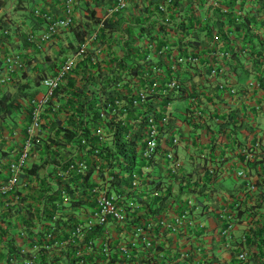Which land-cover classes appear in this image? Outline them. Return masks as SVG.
I'll return each instance as SVG.
<instances>
[{"label":"built area","instance_id":"built-area-1","mask_svg":"<svg viewBox=\"0 0 264 264\" xmlns=\"http://www.w3.org/2000/svg\"><path fill=\"white\" fill-rule=\"evenodd\" d=\"M75 2L76 0H64L62 18L51 17L43 12L42 16L47 20L45 30L38 35L26 33L25 40L29 43L40 42L69 27ZM126 4L127 0H114L107 11H120ZM6 32L4 30L3 34L7 35ZM95 37L96 33L85 37L78 50L85 52L87 44ZM7 44L9 42L0 40V85L9 81L14 73L22 71L26 66L27 59L24 55L20 51L8 49ZM219 54L222 56V53ZM178 61L197 63L199 59L186 55L172 61L167 88L178 89L181 85L175 73ZM71 65L72 62L68 58L62 60L53 73L41 79L43 90L29 97L31 120L23 144L18 155L8 162L6 179L0 184V194L3 196H0V221L3 220L5 225L2 228L4 232L0 233V264H199L197 256L208 252L210 244L207 222L209 206L204 197L197 196L194 191L202 185L203 180L196 182L197 176L193 177L190 172L179 170L180 162L175 147L181 141L179 127L177 124L169 126L167 114L158 120L153 114L127 117L129 105L140 109L148 103V88L137 89L129 105L120 98L104 99L99 106V121L120 122L123 126H129L125 133L126 139L141 131L143 148L140 153L142 157L150 159V164H143L139 167L140 171H133L129 183L119 182L113 173L92 178L93 183L85 189L89 192V202L84 203L80 209L68 208L63 211L58 223L57 213L48 220L42 218L44 201H40V210L37 213L40 219H33L32 237L26 228L28 221L7 226L13 222L14 216L21 211L22 206L29 202L26 198L22 199V191L33 180L29 177L20 179V176L29 167L30 153L39 131L42 130V113L51 104L55 88L65 81ZM217 68H212L211 73H215ZM152 71H159L158 66L153 64ZM144 74L148 76L149 72L145 71ZM232 91H235L233 87ZM194 109L198 112L195 107ZM94 131L97 139L93 147L83 131L80 130L77 137L86 149L92 147L94 153H99L105 144L106 133L101 125L94 128ZM160 142L168 144L163 148ZM242 151H245L247 160L251 155L250 148L245 146ZM157 162L163 169L176 173V193L182 199L181 205L172 202L170 206L162 207L157 201V197L165 191L162 184L157 186ZM92 163L89 164L83 158L70 160L58 168L56 173L61 179L69 180L67 178L74 174L85 173L90 166L97 171L99 164ZM205 166L209 168L208 165H201L200 175H203ZM209 169L213 172V168ZM121 173L125 174L124 166ZM237 174L247 179L243 170L237 171ZM245 184L248 190L256 189L254 180H247ZM53 200L57 204L68 205L70 196L61 189V194L54 196ZM31 212V209L25 212V218H28ZM72 215L75 216L74 219L69 217ZM224 215L225 209H221L217 216V242H221L220 237H229L232 233L233 225L230 219L224 218V224L222 223ZM244 254L241 252L239 256L243 257Z\"/></svg>","mask_w":264,"mask_h":264},{"label":"trees","instance_id":"trees-1","mask_svg":"<svg viewBox=\"0 0 264 264\" xmlns=\"http://www.w3.org/2000/svg\"><path fill=\"white\" fill-rule=\"evenodd\" d=\"M156 2L157 14H160L161 17L156 27L153 26L152 22L147 21V19H142L138 16H135V20H129V24L135 26L139 32H145L146 35H149V39L147 40L149 46H153L154 44L153 37L155 36L153 34V31L155 30V28L157 34L160 35H163L162 31L165 30H170L171 32L179 31V34L175 38V41L170 40L165 41L162 44L160 43V47L157 48V55L160 57H164V59L157 60V62H145L146 64L142 68L143 75H145V71H148L149 73L152 72V65L155 64L159 68V71H157V73L166 72V78L170 79L171 62L177 60L179 57L182 58L186 55H193L197 57V59H199V56L202 53L198 50H202L201 48L205 44H211L210 42L212 39L213 31H216V36H214V39H218V42L221 43V46L220 48H218L216 45L217 42L212 43L211 49H213L212 51H216L214 52L215 54L222 53L223 59L221 61V64L218 65V68L216 66L217 69H215V73L211 75L209 74V72H211L209 68L204 72L202 71L203 67L199 62L193 63L189 61H178L176 64L175 73L179 78V82H181V85L178 89L167 88L165 91L160 90L159 93H157V95H159L163 99L162 107L157 111L153 107L148 106V103L143 106V108L135 109V107L129 104H131L132 98L135 97V92L137 89L135 90V87L133 86L132 88L126 90L122 89L123 84H121L120 86L116 85L122 79H126L125 74H130L132 77H135L140 71L138 66L139 64L133 62L127 63L129 57L126 54L115 59V70L109 75H106L107 73L91 76L84 74L81 76V78L83 79L79 84L77 78H68V74L64 82H66L65 84L69 83L72 85V98L73 100L77 99L74 104H71L70 112L73 113L72 116L74 117V119H79L77 124L78 127H76V129H74V127L70 128L64 126L61 122H59L58 135L54 134L51 138V141L58 144L59 146L63 145L68 149L71 146L75 145L76 150L81 154L78 157L73 155L66 157L63 160L62 164L57 168L63 167L64 164L69 162L70 160L80 158L86 159L89 164L91 162H93L92 164H99V167L96 171L93 166H90L86 169L85 173L74 174L71 177L67 178L69 180H63L57 173H55V183L53 184V186L48 185V187H44V191L41 193L35 194V192H32L31 194H23L22 199L26 198L29 202L25 203L21 209L23 212H27L31 209L32 212L30 213L28 218L22 217L21 221H28L26 228L27 231H29L28 233L30 235L34 232L33 228H31L34 225L33 219H40V216L37 215L38 211L40 210V208L38 207L40 201H44V208H42L41 210L42 218L45 217V220H48L54 213H57L58 223L59 217L61 216V213L63 211L68 208L80 209V207L84 205V203L89 202V192H86L85 189L90 183H93L92 178L103 177L106 174L113 173L115 179H117L119 182L129 183L130 176L133 171H140L139 167L141 165L150 164V159L142 157L140 153L141 149L143 148V138L141 136V131L135 133L133 136H130L129 139H126L125 133L129 129V126H123L122 124H120V122L112 123L107 121L106 123H103L99 121V106L102 104L104 99H124L128 102L129 105L127 114L131 113V111L133 110H140L138 114H142L144 116L153 114L157 117V120L160 119V117L164 114H167L169 116L168 122L170 127H173L177 123L176 120H174V118L171 116V109L168 110L170 101L176 98L188 100L186 109L189 110V117L188 115H186L185 119L187 120V118H189L192 122H197L200 120L198 123L199 126L204 125V127L206 128L212 127L217 132L222 134L221 136H212L210 142L215 145L218 139H226V133L225 131H223V128L229 127L233 129L235 127L236 123L234 122V113L232 111H229L226 114L227 118L226 115L221 116V114H219V109L216 106L219 104V101H215V103H212L213 109L216 108L215 110L207 107V111H205L204 108H202V105L200 107V104L205 101L204 104H206V106H209L212 100H214L215 98L219 100L221 96L225 98L226 96L224 95H231L232 93L237 92L239 89V85L237 84V81L230 78L231 73L236 72L238 68L240 69V71L242 70L243 72L248 73V66L247 68H245L244 66V63L248 59H252V69L255 73L258 74V76L256 77V81H258L259 78V80L261 79L259 81V84H261V81L264 82V73H262L264 66V0H211V15L213 16L212 20L210 19V15H205V19H203V21L199 19L200 14L199 17H197V11H200L201 7L194 0H156ZM245 2L254 3L250 6L248 5V7H245ZM96 10L97 9L95 8L92 10L91 16H93V18L95 19H98L99 17L98 15H96ZM174 11L178 14H176L177 21L176 23L174 22V24H171V16L173 15ZM43 18L47 22L46 18ZM102 24L112 29L122 30V25H119L117 27L116 23L114 25V22L112 20L106 21V19H103ZM202 33L204 34L205 38L200 39V35ZM188 35L190 37H188ZM158 39L159 38H157V40ZM83 41L84 39L82 40V42ZM173 41L174 43H172ZM191 47L195 50V53L191 51ZM160 50H162V52H159ZM164 52L165 54L163 55L162 53ZM192 66H195L198 71L193 74L194 76L196 74L195 78H193V75L191 77L187 74V71ZM181 68L185 69L181 72ZM25 69L26 67H24L22 71L14 73L9 78L10 80L5 83L13 81L15 76L24 73ZM46 75L49 74L43 72L35 73V76L39 77L40 80ZM104 75H106L105 79ZM210 76H214L215 80L211 81L210 84H206L204 82V79L209 78ZM97 78H102L100 80V85H98L96 88L90 87L91 82L96 80ZM75 83L78 84V86H75ZM62 84L63 83H61L59 86H61ZM114 85H116V87L113 88L112 86ZM203 87H207L209 89H203ZM232 87L235 89L234 92L232 91ZM57 88H55L54 90V95ZM15 91V94L11 96L9 101L7 103H4L3 106H0V117L13 115L14 112H22L26 121L25 131H27V127L31 120V107L29 103V97L26 101L25 96L28 94L34 96L35 94H37V91L27 92L21 90V85H18ZM7 93H5V95ZM71 93L72 90L68 91L67 95L70 97ZM7 96L8 95H6L5 98H7ZM150 96L148 98H150ZM19 98H21V100L25 102L20 101ZM53 102L54 100L51 101V103ZM196 106H198V108H196ZM194 107L198 110V112H195ZM253 108L254 110L260 112L262 108L261 103L259 101L253 103ZM129 116L127 117L129 118ZM207 120H211L212 125H210L211 123H208ZM113 124H115L116 126H112ZM100 125L102 126V128H104V132L106 133L105 144L101 147L99 153H94L92 147L96 145L97 139L94 128ZM243 125V121L240 120L238 122L237 128H240ZM247 127V125H244V128H246V130H253V128ZM80 130L83 131L84 134H86V137L92 147L86 149L84 145L80 144V141L77 137L79 136ZM250 134L251 132L249 133V135ZM183 135L184 134L181 133V140L184 141L185 139ZM190 137L195 143L193 144L194 147L189 143L187 137H185L186 141H184V143L186 145H191L193 147V151H195L199 155L204 145L206 144L203 139V135L197 129H194ZM239 141H241V139H239ZM243 143L251 150V155L248 157L247 161H256L258 166L255 169V172L258 173V175L262 173L264 174V152L261 151L264 147L263 137H261L260 135L256 136L255 134H252L250 138L246 136V139L243 140ZM167 144L168 143L166 142H160V145L163 148H165ZM259 149L261 150L259 151ZM32 154L33 152L31 151L29 157L30 161L32 158ZM242 154L245 159V151H242ZM120 162H126V164H122ZM158 164L160 163L157 162V165ZM110 165L111 168H109ZM123 166L125 167V174L121 173V168ZM38 169L39 165H31V167L27 168L25 170V173L20 176V179L25 177L27 174L38 176ZM179 170L182 171V169L180 168ZM162 171L168 172L170 170L163 169V166H159L157 169V177L162 176L160 174ZM259 179L260 178H257V181H255L256 189L254 191H256V195L254 196V198H251V195L247 197V199L251 198L253 201L252 208H254L255 211L249 214L250 217H252L253 221L248 225L243 224L244 228L242 230V235L238 238L237 242L234 241L233 245L229 246L232 254L231 260L229 262L221 260L218 255V251L219 246L226 247V241L228 242V239L231 237L233 232L229 237H220L221 242H217V236L219 238V235L216 231L215 234H213L215 243L211 244V247L208 248V252H203L199 256H197V258L199 259V264H264V210H260V208H264V178H262L261 180ZM210 181H213L211 175ZM2 182L3 177L1 178L0 176V184ZM206 183L207 182H204L199 188L194 190L198 194L197 196H203ZM47 184H50L49 180L47 181ZM158 184L159 182L157 183V186ZM244 185H246L245 182H243L242 188ZM61 189H63L68 194V196H70V203L68 205L64 203L57 204L53 200L54 196L58 197V195L61 194ZM243 192L246 191L244 190ZM169 194L171 195L170 200L168 199ZM1 195L2 194H0V196ZM51 195H53L52 198ZM157 201L162 204V207L170 206L172 202L175 204H182V199L180 198L179 194L173 191H171L170 193L164 191L159 197H157ZM240 201L241 198H239V196L234 197L231 200L230 204L224 207L225 215L222 216V223L224 224V218L230 219L233 225L232 231L236 226L234 219L239 221L244 217V211H242L240 208ZM69 217L72 219L75 218L74 215ZM2 221L3 220L0 221L1 234L4 232V229L2 228H4L3 226H5ZM13 223L15 225L14 221ZM13 223L8 224L7 226H14ZM227 223H225V225ZM241 252L245 253L243 257L239 256Z\"/></svg>","mask_w":264,"mask_h":264},{"label":"crops","instance_id":"crops-1","mask_svg":"<svg viewBox=\"0 0 264 264\" xmlns=\"http://www.w3.org/2000/svg\"><path fill=\"white\" fill-rule=\"evenodd\" d=\"M33 1L35 2L34 11L36 10V13L34 12V14L30 16L29 29L26 32L17 33L12 42H9L11 49L13 48L16 51L21 50L20 52L27 59L25 72L28 74L25 75L26 73L24 72L16 75L13 81L0 85V88L2 89L9 88V91L6 94L8 95L6 100L3 98V101L0 100L1 106H3L4 103H7L11 96H13L12 92L17 89L19 82L27 83V78L33 76L37 72H43L46 74L53 73L57 69L58 64L66 58L72 62L68 78L75 77L80 84L83 79L81 76L84 74L90 76L105 73H107L106 75L111 74L116 67L114 63L115 59L126 54L129 57L127 63L133 62L139 64L140 71L135 77H132L130 74H125L126 79H122L116 85L120 86L123 84L122 89L126 90L133 86L135 87V90L139 88H148L150 89L148 97L152 95L148 98V106L153 107L156 111L162 107L163 99L157 95V93H159L160 90L165 91L167 89L166 83L169 79L166 78V72L157 73L152 71L147 76L143 75L142 68L146 64L145 62H157V60H163L164 57L157 55V48L160 47V43L162 44L165 41H175L179 31L171 32L170 30H165L162 31L163 35H160L157 34L155 28L153 31L155 36L153 37L154 44L153 46H149L147 43L149 35H146L145 32H139L135 26L132 24L130 25L128 22L129 20H135V16H138L152 22L153 26L156 27L161 19L160 14H157L156 0H127V4L123 9L112 12H108L107 10L113 5L114 0H76L73 4L72 22L69 27L63 28L58 34L52 35L43 41L29 43L25 40V33H34L35 35H38L46 28V21L42 16L43 12H47L51 17L55 18L64 17V0ZM194 1L201 7L200 11H197V17H199L200 14L199 19L203 21L205 15H210V19L212 20L211 0ZM26 2L27 0H0V15H3L1 24L7 25L9 22L15 20L19 22H16V26L20 27V24H23L27 18V16L22 15L23 9L26 8ZM253 3L254 2H245L244 6L248 7V5L250 6ZM94 8L97 9L96 15H98V19L91 16V12ZM12 11L16 12L12 13ZM176 14L177 13L174 11L171 16V24H174V22L176 23L178 15ZM103 19H106V21L112 20L114 25L116 23L117 27L122 25V30L106 27L102 24ZM92 33H96V37L93 38L92 41H89L86 51H79L78 47L81 45L80 43L82 40ZM215 33L216 31H213L210 42L211 44H205L202 46V50H198L202 53L199 56V63L203 67V72L208 68L211 70L220 65L223 59V56L219 53L215 54L214 52L216 51H212L213 49H211L212 43L217 42L216 45L218 48L221 46L218 39H214V36H216ZM188 37L190 36L188 35ZM157 38L159 39L157 40ZM203 38H205V36L202 33L200 39ZM174 41L172 43H174ZM70 44H74V47L70 46ZM191 51L195 53V50L192 47ZM162 54L164 55L165 52ZM251 64L252 59H248L244 63L245 68L248 66V73L243 72L242 70L240 71L239 68L236 72L231 73L230 78L237 81V84L239 85L237 92L232 93L231 95H224L226 96L225 98L221 96L219 100L215 98L209 106L204 104L205 101L200 104V107L202 105V108L207 111V107L213 109L212 103L219 101V104L216 106L218 107L221 116H225L229 111L234 113L235 127L233 129L229 127L223 128V131L226 133V139H218L215 145L210 142L212 136H221L222 134L212 127L206 128L204 125L199 126L198 123L200 120L192 122L189 118H187V120L185 119L186 115L189 117V111L186 109L188 100L176 98L170 101V103L172 102L171 116L176 120L180 132L184 134V141H186L185 137H187L189 143L193 146L195 143L190 135L193 133L194 129H197L203 135V139L206 143L202 151L200 152L199 150V155L193 151L194 146L186 145L183 140L178 142L175 147L177 148V151L178 149L180 150L183 156V161L178 160L180 162L179 168L190 172L193 177L197 176L196 182L200 179L203 180V183L207 182V186L205 185L204 188L205 191L203 197L209 206L207 222L210 244L215 243L213 234H215L218 229L217 216L219 215V211L230 204L234 197L238 196L241 198V203L249 201L252 206L253 201L251 198H254L256 191L248 190L245 185L242 188L243 182L246 183L247 180L257 181V178H260L259 180L264 178L263 173L258 175V173L255 172V169L258 166L257 162H253V160L248 162L244 159L242 154V149L245 148L243 140L246 139V136L250 138L252 134H255L256 136L260 135L264 139V126L262 127V125H264V82L261 81V84H259V81L261 80H259V78L258 81H256L258 74L253 71ZM184 69L185 68H181V72ZM196 72H198L196 67L192 66L187 71V74L192 77ZM262 73H264V66ZM209 74L212 75L213 73L209 72ZM106 75H104V79ZM195 76L193 75V78H195ZM102 78H97L92 81L90 87L96 88L100 85V80ZM214 80V76H210L209 78H205L204 82L210 84V82ZM65 83L66 82H63V84L57 88L52 99L54 102L51 103L42 113V130L39 131V135L35 139L34 147L32 148V158L29 162V167L33 164L39 165V174L38 176H33V174H27L25 176L33 181L23 189L22 193L24 195L25 193L31 194L32 192H35V194L41 193L44 191V187H48V185L53 186L55 183L54 174L57 172V167L62 164L63 160L71 155L78 157L81 154L76 150L75 145L68 149L63 145L59 146L51 141L54 134L58 135L59 122L70 128L74 127V129H76V127H78L77 124L79 119H74L72 116L73 113L70 112L71 104H74L77 99L73 100L72 98V85ZM38 85L34 84V86H32V84H30L23 88L21 87V90L27 92L32 90L39 93ZM116 85L112 87L114 88ZM75 86H78V84L75 83ZM34 88L36 90H34ZM203 89L209 88L203 87ZM70 90H72V93L69 97L67 92ZM6 95L3 96L2 92L1 96L5 98ZM30 96V94L25 96L26 101ZM19 100L25 102L21 100V98H19ZM258 101L262 106L260 112L253 108V103ZM196 108H198V106H196ZM139 111L140 110H133L131 113L127 114V116L130 115L129 117H136ZM240 120L243 121L244 125L248 126L247 128L251 127L253 130H246L244 125L237 128ZM207 122L212 125L211 120H207ZM25 126L26 121L22 112H14L13 115L0 117V176L1 178L3 177V181L6 179L8 173V162L19 153V148L21 147L26 134ZM250 132L251 134L249 135ZM239 139H241V141H239ZM260 150L261 149H259V151ZM261 151L264 152V147ZM176 155L178 159L177 152ZM201 165H208L209 168H213V172H210V169L205 166L203 167L205 168L203 175H200L202 173L199 172ZM159 166L161 165L158 164L157 168ZM239 170H243L246 173L247 179L237 174V171ZM209 173L213 179L212 182L210 181ZM160 174L162 176L157 177L159 180L158 185L160 186L162 184L165 187V191L168 193L171 191L174 192L178 185L176 181L177 175L174 172L172 173L171 170L168 172L162 171ZM48 180L50 181V184H47ZM244 190L246 192H243ZM248 196L251 198L247 199ZM168 197L170 200L171 195L169 194ZM260 210L262 211L264 208H260ZM250 211L253 213L255 210L252 208ZM248 213L249 211L247 213L244 212V214ZM22 217H25V212L21 209V211L14 216L13 221L15 224L20 223ZM232 232L235 234L237 229ZM225 246L226 247L219 246L218 255L221 260L229 262L232 258L231 250L228 247L230 244L226 241Z\"/></svg>","mask_w":264,"mask_h":264},{"label":"rangeland","instance_id":"rangeland-1","mask_svg":"<svg viewBox=\"0 0 264 264\" xmlns=\"http://www.w3.org/2000/svg\"><path fill=\"white\" fill-rule=\"evenodd\" d=\"M34 3L35 2L33 0H27V2L25 4L26 8L23 9V11H22V15L27 16V18H26V20H25V22L23 24H20L21 25L20 27H17L16 26V22H18V21H15V20L9 22L7 25L1 24L2 23L1 19H3V15H0V24H1L0 25V40H5L6 42H12V40L17 35V33H21V32L23 33V32H26L29 29V26H30V16L33 15L34 12L36 13V10L34 11V8H35ZM13 12H16V11H12V13ZM4 30L7 31L6 32V33H8L7 35H4L3 34V31ZM70 46L74 47V44H70ZM6 47L8 49L11 48L10 44H7ZM13 50H15V49H13ZM17 51H19V50H17ZM27 74L28 73H26L25 75H27ZM25 75H24V77H25ZM21 77L24 78L23 76H21ZM38 83H39V85H38ZM30 84H32V86H34V84H37L38 85L39 92H41L43 90V88H44L43 84L40 82V78L39 77H36L35 74L33 76L27 78V83L26 82H19L18 85H21V87L23 88V87H25L27 85H30ZM0 90H1L0 91V100H2V98L6 100V98H4L3 96L5 95V93H7L9 91V88H5V89L0 88ZM34 90H36V89L34 88ZM31 91L32 90H30V92ZM2 92H3V96H1L2 95ZM15 92L16 91L12 92L13 93L12 95H14ZM187 103H188V101H187ZM171 105H172V102L168 105L169 109H172L171 108ZM174 105H175V103H174ZM0 106H1V101H0ZM183 109H184V107H183ZM263 126L264 125H262V127ZM176 150H177V148H176ZM177 153H178V160L179 161H183V156H182V154H181V152H180L179 149H178ZM157 169L158 168L156 166L155 167L156 172H157ZM175 191H177V189ZM241 207H242L241 208L242 211H244L245 213H247L249 211V213L248 214H243L244 217L241 220H239V221L236 220V219H234V222H235V225H236L234 230L237 229V232L235 234L233 233L231 235V237L228 239V243L230 245H233L234 241L237 242L238 238L242 235V231L241 230L243 229V224L248 225V224H250V222L253 221L252 217H250V215H249L250 213H252L250 211V209H252V206L250 205V202L249 201L242 202L241 203ZM210 247H211V244H208V248H210Z\"/></svg>","mask_w":264,"mask_h":264},{"label":"clouds","instance_id":"clouds-1","mask_svg":"<svg viewBox=\"0 0 264 264\" xmlns=\"http://www.w3.org/2000/svg\"><path fill=\"white\" fill-rule=\"evenodd\" d=\"M41 81V80H40Z\"/></svg>","mask_w":264,"mask_h":264}]
</instances>
